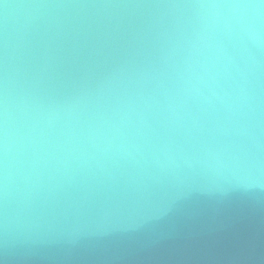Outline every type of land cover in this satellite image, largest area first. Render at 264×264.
Instances as JSON below:
<instances>
[{"label":"water","instance_id":"water-1","mask_svg":"<svg viewBox=\"0 0 264 264\" xmlns=\"http://www.w3.org/2000/svg\"><path fill=\"white\" fill-rule=\"evenodd\" d=\"M0 264H264V0H0Z\"/></svg>","mask_w":264,"mask_h":264}]
</instances>
